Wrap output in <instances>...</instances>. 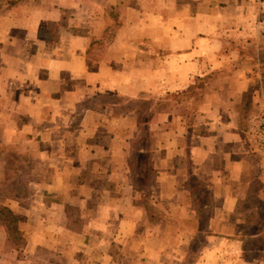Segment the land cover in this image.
I'll return each instance as SVG.
<instances>
[{
  "label": "crops",
  "instance_id": "crops-1",
  "mask_svg": "<svg viewBox=\"0 0 264 264\" xmlns=\"http://www.w3.org/2000/svg\"><path fill=\"white\" fill-rule=\"evenodd\" d=\"M262 67L255 0H0V183L31 164L0 264H187L202 232L190 264H264ZM125 99L150 102L147 146ZM132 155L190 214L174 248Z\"/></svg>",
  "mask_w": 264,
  "mask_h": 264
},
{
  "label": "rangeland",
  "instance_id": "rangeland-1",
  "mask_svg": "<svg viewBox=\"0 0 264 264\" xmlns=\"http://www.w3.org/2000/svg\"><path fill=\"white\" fill-rule=\"evenodd\" d=\"M255 4L257 5V12H258V18L259 22H263L264 18V0H255ZM107 36H109L107 34ZM111 36V34H110ZM110 39V37H108ZM102 50V49H101ZM252 51L251 49H249ZM98 55H101L100 52ZM134 160H138V155H132ZM140 162H136L135 170L138 172L139 175L143 173V180L140 183L141 186H143V190H145V194L142 197V202L146 204L147 206L155 207L157 206L158 209H150L148 210L150 213V217L158 221L159 226L158 228L154 225L155 230H159L163 234H166L167 239L171 241H165L166 247L174 248L177 246L178 242L174 241V237H177L175 235L179 233H184L190 235V233H193V227L186 225L188 222H183L184 220H187L190 214H182L181 218L178 216H173L171 208L172 206H175L174 202L167 201L170 197V187H168L170 184H167L168 186H165V191L162 192V185L156 184V177L153 175V172H151L149 165L147 164V160H142V158H139ZM140 163V165H139ZM28 164H26L27 166ZM28 169H25L23 171L24 177L26 180L28 179ZM14 171V170H13ZM192 185V183H191ZM189 188V187H188ZM155 203V205H153ZM199 216L202 218V220H207L209 216V212H201L198 213ZM188 221V220H187ZM185 224L186 226L182 225ZM181 229V230H180ZM202 232V230H201ZM195 239L191 242L187 255H186V262L187 264H190L194 259L198 258L199 254L204 249V246L206 245V234L203 232L201 234H196ZM166 239V240H167ZM261 246V244H257ZM253 249L257 247L256 245H252ZM173 256V255H172ZM186 264V263H184Z\"/></svg>",
  "mask_w": 264,
  "mask_h": 264
},
{
  "label": "trees",
  "instance_id": "trees-1",
  "mask_svg": "<svg viewBox=\"0 0 264 264\" xmlns=\"http://www.w3.org/2000/svg\"><path fill=\"white\" fill-rule=\"evenodd\" d=\"M262 74L264 77V68L262 67ZM100 101L102 104L108 103V100H113L110 96H100ZM116 103L124 101V98L115 97ZM127 100L128 110L136 112L140 119V130H142L143 136L141 138V143L144 146L148 145L149 138L148 128L146 127V121H149L154 115L153 111L150 109V102L140 99H125ZM147 136V138H146ZM26 159V157H25ZM145 157L142 158L144 160ZM28 164L29 167L26 166ZM31 164L28 163V159L24 160L20 155H11V160L6 166L7 174L5 181L0 183V197L6 196H19L23 195L27 189V180L24 177L23 171L30 167ZM14 170V171H13ZM2 192V193H1ZM0 221L5 223L10 229L13 224L16 222L15 215L7 207L0 206Z\"/></svg>",
  "mask_w": 264,
  "mask_h": 264
},
{
  "label": "built area",
  "instance_id": "built-area-1",
  "mask_svg": "<svg viewBox=\"0 0 264 264\" xmlns=\"http://www.w3.org/2000/svg\"><path fill=\"white\" fill-rule=\"evenodd\" d=\"M254 127L251 129L252 141L259 153L261 165L264 168V110L262 114L255 119Z\"/></svg>",
  "mask_w": 264,
  "mask_h": 264
}]
</instances>
